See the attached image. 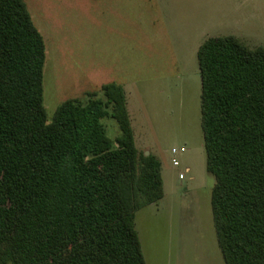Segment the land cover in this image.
<instances>
[{
	"label": "trees",
	"instance_id": "1",
	"mask_svg": "<svg viewBox=\"0 0 264 264\" xmlns=\"http://www.w3.org/2000/svg\"><path fill=\"white\" fill-rule=\"evenodd\" d=\"M197 57L218 243L225 264H264V46L213 36ZM46 58L26 1L0 0V264H146L135 218L164 196L161 160L115 81L49 117Z\"/></svg>",
	"mask_w": 264,
	"mask_h": 264
},
{
	"label": "rangeland",
	"instance_id": "2",
	"mask_svg": "<svg viewBox=\"0 0 264 264\" xmlns=\"http://www.w3.org/2000/svg\"><path fill=\"white\" fill-rule=\"evenodd\" d=\"M25 1L46 43L49 117L66 99L88 91L102 97V85L115 81L126 90L137 147L161 160L164 196L135 218L146 264H225L211 203L216 179L207 170L197 52L207 38L222 35L264 46V0ZM103 122L115 139L116 120Z\"/></svg>",
	"mask_w": 264,
	"mask_h": 264
},
{
	"label": "built area",
	"instance_id": "3",
	"mask_svg": "<svg viewBox=\"0 0 264 264\" xmlns=\"http://www.w3.org/2000/svg\"><path fill=\"white\" fill-rule=\"evenodd\" d=\"M185 150L184 147H181V148H173L171 151L174 155H177L178 153H181ZM175 166H179L180 165V162L178 160H174V163H173ZM180 178H184V174H180L179 175Z\"/></svg>",
	"mask_w": 264,
	"mask_h": 264
},
{
	"label": "water",
	"instance_id": "4",
	"mask_svg": "<svg viewBox=\"0 0 264 264\" xmlns=\"http://www.w3.org/2000/svg\"><path fill=\"white\" fill-rule=\"evenodd\" d=\"M146 155H149V152H145Z\"/></svg>",
	"mask_w": 264,
	"mask_h": 264
}]
</instances>
